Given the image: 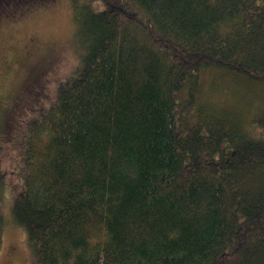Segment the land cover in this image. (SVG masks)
I'll return each instance as SVG.
<instances>
[{
    "label": "trees",
    "instance_id": "16d2710c",
    "mask_svg": "<svg viewBox=\"0 0 264 264\" xmlns=\"http://www.w3.org/2000/svg\"><path fill=\"white\" fill-rule=\"evenodd\" d=\"M101 1L71 0L81 66L22 140L33 264H264V130L219 98L264 90V0Z\"/></svg>",
    "mask_w": 264,
    "mask_h": 264
},
{
    "label": "rangeland",
    "instance_id": "374dc122",
    "mask_svg": "<svg viewBox=\"0 0 264 264\" xmlns=\"http://www.w3.org/2000/svg\"><path fill=\"white\" fill-rule=\"evenodd\" d=\"M11 1L0 5V157L5 170L0 187L5 217L0 264H33L34 250L25 230L6 207L24 187L21 152L28 121L56 98L61 83L76 74L86 40L74 19L71 0ZM85 2L96 8L105 6L101 0H79ZM44 69L38 84L36 73ZM234 86V96L226 89L220 102L227 107L241 104L245 128L255 134L263 132L264 90L258 85Z\"/></svg>",
    "mask_w": 264,
    "mask_h": 264
}]
</instances>
